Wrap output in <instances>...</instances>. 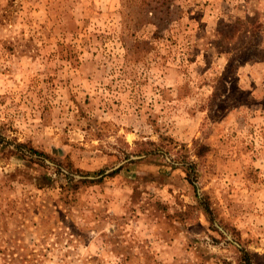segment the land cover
<instances>
[{"label":"rangeland","instance_id":"rangeland-1","mask_svg":"<svg viewBox=\"0 0 264 264\" xmlns=\"http://www.w3.org/2000/svg\"><path fill=\"white\" fill-rule=\"evenodd\" d=\"M173 2L0 0V264H264V0Z\"/></svg>","mask_w":264,"mask_h":264},{"label":"trees","instance_id":"trees-1","mask_svg":"<svg viewBox=\"0 0 264 264\" xmlns=\"http://www.w3.org/2000/svg\"><path fill=\"white\" fill-rule=\"evenodd\" d=\"M128 2L135 1L138 5V13L141 15L151 14L152 19L160 24H166L174 20L176 13L179 12V7L175 5L173 0H127ZM138 25L142 24L140 22ZM17 148V147H16ZM23 155H26L24 152ZM249 261V260H248Z\"/></svg>","mask_w":264,"mask_h":264}]
</instances>
